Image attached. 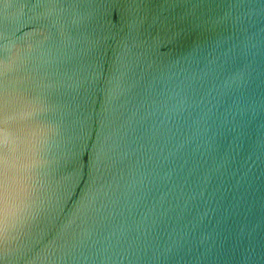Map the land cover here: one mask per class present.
<instances>
[{
  "label": "water",
  "instance_id": "obj_1",
  "mask_svg": "<svg viewBox=\"0 0 264 264\" xmlns=\"http://www.w3.org/2000/svg\"><path fill=\"white\" fill-rule=\"evenodd\" d=\"M0 264H264V0H0Z\"/></svg>",
  "mask_w": 264,
  "mask_h": 264
}]
</instances>
